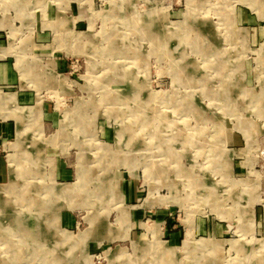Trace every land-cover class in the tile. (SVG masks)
I'll use <instances>...</instances> for the list:
<instances>
[{
  "label": "rangeland",
  "instance_id": "rangeland-1",
  "mask_svg": "<svg viewBox=\"0 0 264 264\" xmlns=\"http://www.w3.org/2000/svg\"><path fill=\"white\" fill-rule=\"evenodd\" d=\"M0 264H264V0H0Z\"/></svg>",
  "mask_w": 264,
  "mask_h": 264
},
{
  "label": "crops",
  "instance_id": "crops-1",
  "mask_svg": "<svg viewBox=\"0 0 264 264\" xmlns=\"http://www.w3.org/2000/svg\"><path fill=\"white\" fill-rule=\"evenodd\" d=\"M5 66H7V65H2V67H5ZM5 80H6L7 82H11V81H12L11 75H7V76H5ZM13 97H14V96H13ZM18 97H19L20 101H21V100L25 101L26 99H28V96L25 95V94H20ZM29 97H30V96H29Z\"/></svg>",
  "mask_w": 264,
  "mask_h": 264
},
{
  "label": "bare ground",
  "instance_id": "bare-ground-1",
  "mask_svg": "<svg viewBox=\"0 0 264 264\" xmlns=\"http://www.w3.org/2000/svg\"><path fill=\"white\" fill-rule=\"evenodd\" d=\"M155 42V41H154ZM182 73V72H181ZM134 95H135V93H134ZM137 95V94H136ZM148 112V111H147ZM197 184V183H196ZM2 217V216H1ZM17 217V216H16ZM8 223V222H7ZM15 228V227H14ZM18 228V227H17ZM16 228V229H17ZM5 229V228H4ZM20 229V228H19ZM20 231V230H19ZM10 233V232H9ZM35 233H37V232H35ZM14 234H15V232H14ZM34 234V233H33ZM11 236V235H10ZM7 238V237H6ZM44 242H45V240H44ZM186 242H188V238H186V241H185V243ZM34 244V243H33ZM147 250V249H146ZM6 252V251H5ZM22 252V251H21ZM147 252V251H146ZM159 252V251H158ZM143 253V252H142ZM162 253V252H161ZM24 256V255H23ZM158 257V256H157ZM156 259V258H155ZM158 260V259H157ZM127 263V262H126Z\"/></svg>",
  "mask_w": 264,
  "mask_h": 264
}]
</instances>
